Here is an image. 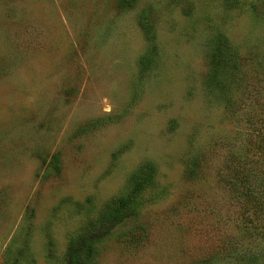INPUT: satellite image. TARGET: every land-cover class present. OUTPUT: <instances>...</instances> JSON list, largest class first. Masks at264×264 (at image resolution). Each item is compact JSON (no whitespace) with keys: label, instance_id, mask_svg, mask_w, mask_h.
I'll return each instance as SVG.
<instances>
[{"label":"rangeland","instance_id":"obj_1","mask_svg":"<svg viewBox=\"0 0 264 264\" xmlns=\"http://www.w3.org/2000/svg\"><path fill=\"white\" fill-rule=\"evenodd\" d=\"M118 1L0 0V264H64L148 168L146 239L93 264H199L233 228L216 171L264 98V0Z\"/></svg>","mask_w":264,"mask_h":264},{"label":"trees","instance_id":"obj_2","mask_svg":"<svg viewBox=\"0 0 264 264\" xmlns=\"http://www.w3.org/2000/svg\"><path fill=\"white\" fill-rule=\"evenodd\" d=\"M135 0H119V6H129ZM222 43V41H220ZM219 43V44H220ZM217 46V52H219ZM221 53L214 55V61ZM228 112L234 104L231 96ZM246 105L245 103H243ZM245 124L251 127L241 147L228 151L216 171V179L236 207L232 230L222 231L212 256L199 264H209L219 258L235 264H264V98L248 105ZM196 156L184 165V176H195L200 167ZM153 183L152 170L141 171L132 179L130 189L113 198L94 219L71 233L62 252L64 264H93L99 245L117 235L123 244L137 247L148 235L147 225L137 222L146 202L148 188ZM164 189L160 191L163 193ZM229 221V219H225Z\"/></svg>","mask_w":264,"mask_h":264}]
</instances>
